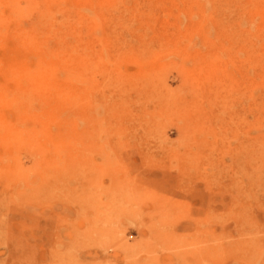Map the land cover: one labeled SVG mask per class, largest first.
<instances>
[{"label":"rangeland","instance_id":"rangeland-1","mask_svg":"<svg viewBox=\"0 0 264 264\" xmlns=\"http://www.w3.org/2000/svg\"><path fill=\"white\" fill-rule=\"evenodd\" d=\"M42 5L0 0V264H264V0Z\"/></svg>","mask_w":264,"mask_h":264},{"label":"bare ground","instance_id":"bare-ground-1","mask_svg":"<svg viewBox=\"0 0 264 264\" xmlns=\"http://www.w3.org/2000/svg\"><path fill=\"white\" fill-rule=\"evenodd\" d=\"M33 1V0H30ZM33 5H37V2H31ZM38 6H40L38 4ZM37 8V6H35ZM8 8L12 10L11 13L17 12L15 6L13 5H8ZM51 6H50V0H43V5L42 9L43 11L47 12L48 15L46 18H44L39 25L37 26V30H51L53 28H56L58 26L57 21L54 18V15L50 13L51 11ZM6 16L0 14V38L4 36L1 32L3 31L5 25H6ZM20 46H26L29 43L25 40L20 39ZM64 47L67 49V51H64ZM37 46L34 48L36 49ZM70 54L71 56L75 57V62L72 64L70 62H66L67 56ZM79 65L80 61L78 58L77 54V47L75 46L74 49L71 47L62 44L59 48L58 53L56 54H51L47 56L44 60H42L40 63L34 66V71L32 74H29L27 78L29 80L33 81V91H41V92H47L48 94L54 96V97H61L63 96V92L59 91H54L53 90V85L55 84L54 82V75L56 74L57 71L61 69L65 70H70L69 68H74L77 71V77L79 76ZM6 96H9L11 99V102L14 100V94L5 89V88H0V99L6 98ZM77 112L81 110L80 108V102L78 100V93H77ZM6 144L3 142L1 143V146L4 147Z\"/></svg>","mask_w":264,"mask_h":264}]
</instances>
